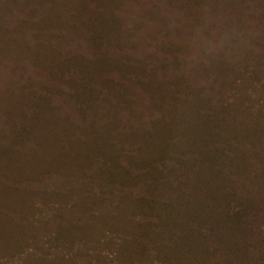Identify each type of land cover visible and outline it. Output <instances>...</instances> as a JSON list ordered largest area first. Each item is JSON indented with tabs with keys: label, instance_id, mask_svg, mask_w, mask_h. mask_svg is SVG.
Returning <instances> with one entry per match:
<instances>
[{
	"label": "trees",
	"instance_id": "trees-1",
	"mask_svg": "<svg viewBox=\"0 0 264 264\" xmlns=\"http://www.w3.org/2000/svg\"><path fill=\"white\" fill-rule=\"evenodd\" d=\"M0 264H264V0H0Z\"/></svg>",
	"mask_w": 264,
	"mask_h": 264
}]
</instances>
